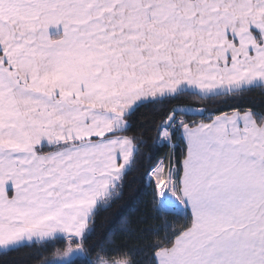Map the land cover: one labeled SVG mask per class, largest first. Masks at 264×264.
I'll return each instance as SVG.
<instances>
[{
	"label": "snow or ice",
	"instance_id": "1",
	"mask_svg": "<svg viewBox=\"0 0 264 264\" xmlns=\"http://www.w3.org/2000/svg\"><path fill=\"white\" fill-rule=\"evenodd\" d=\"M0 264H264V0H0Z\"/></svg>",
	"mask_w": 264,
	"mask_h": 264
},
{
	"label": "trees",
	"instance_id": "2",
	"mask_svg": "<svg viewBox=\"0 0 264 264\" xmlns=\"http://www.w3.org/2000/svg\"><path fill=\"white\" fill-rule=\"evenodd\" d=\"M118 207H119V205L116 208H114L112 211L115 212L118 209Z\"/></svg>",
	"mask_w": 264,
	"mask_h": 264
}]
</instances>
